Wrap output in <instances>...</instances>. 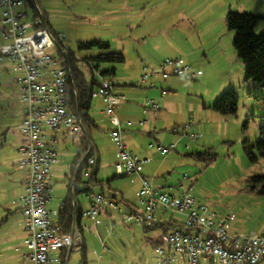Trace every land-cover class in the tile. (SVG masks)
<instances>
[{
	"label": "rangeland",
	"instance_id": "obj_1",
	"mask_svg": "<svg viewBox=\"0 0 264 264\" xmlns=\"http://www.w3.org/2000/svg\"><path fill=\"white\" fill-rule=\"evenodd\" d=\"M36 3L45 13L50 28L63 36V46L78 58L96 55V47H79V43L91 41H107L110 49L124 54L126 62L115 65V75L108 77L114 81L113 93L123 96L129 103L126 109L121 108L123 104H118L114 110L116 114L121 111L122 120H135L136 116L129 113L130 110L142 112L141 106L146 105V100L156 99L151 93L165 95L167 110L164 106L160 108L163 114L158 118L155 130L129 126L121 133L128 149L149 152V161L142 165L140 174L170 194L180 193L179 186L182 185L196 201L220 216L234 214L231 223L234 232H264V195L249 192L245 182L247 176L264 172V159L258 157L256 163L251 162L243 150L244 144H252L261 137L264 87L251 80L243 81L245 66L232 46L234 32L225 24L227 11L252 13L258 17L254 34L264 31V0H36ZM28 13L32 15L31 7ZM188 14L189 18L185 16ZM197 27L200 34L195 31ZM204 29L216 32L217 40H204L201 33ZM216 41L224 47L229 61L231 56L238 58V64L234 61L230 64L232 87H226L218 78L219 64L213 74L208 75L207 69L202 68V74L192 79L168 75L161 80L159 74H153L149 80L154 87L139 82L143 66L157 70L166 57L179 58L177 51L180 49L203 53L200 49L207 43L212 48L210 53L216 55L218 49L213 47ZM3 42L0 31V45ZM51 53L56 54L54 49ZM145 56H151L150 60L154 59L156 63L145 61ZM181 58L187 61L185 56ZM140 59L145 63L140 64ZM217 60L213 59L215 64ZM80 65L86 72L83 61ZM131 73L137 75L132 82H121L123 75ZM18 74L9 59L0 57V264H28L22 255L26 249L22 244L25 232L20 201H12V181L7 177L18 169L15 162L20 159L16 149L22 116L16 81ZM205 75L208 78L203 81ZM241 77V82L236 83ZM128 88L144 94L134 99L120 92ZM229 89L235 90L237 95L236 113L224 115L210 108ZM99 101L97 97L91 100L89 115L95 126L90 127L89 134L96 147L94 155L99 160L95 177L100 182L93 181L90 190L94 193L103 191L105 195L114 192L115 198H106L116 203L120 213H128L140 206L135 194L140 178L138 173H116V148L110 135L112 125ZM71 138L66 136V144H57V149L71 151ZM149 143L173 145L174 148L162 155L149 149ZM69 157L61 156L66 162L71 160ZM59 186L52 182V191ZM80 196L83 205L87 203V195ZM120 213L116 210L101 212L99 235L92 231L83 233L87 264H154L153 242L162 229H144L141 224L124 222ZM156 214L160 215L161 210ZM163 215L167 219L172 215L181 220L178 214L167 212ZM101 240L105 242V248L101 247ZM81 253V250L72 251L68 264H82ZM198 264L209 263L200 260ZM257 264H264V261Z\"/></svg>",
	"mask_w": 264,
	"mask_h": 264
},
{
	"label": "built area",
	"instance_id": "obj_2",
	"mask_svg": "<svg viewBox=\"0 0 264 264\" xmlns=\"http://www.w3.org/2000/svg\"><path fill=\"white\" fill-rule=\"evenodd\" d=\"M0 0L1 38L0 57H6L19 73L18 98L22 105V118L18 126L22 143L19 147L18 168L25 174V193L20 198L19 211L23 218L25 232L24 257L30 264H68L72 251L85 245L83 233H98L99 214L116 210V203L100 192L89 190L86 194L89 207L81 210L78 223L73 220L68 232H60L56 221L57 210H49L48 193L51 191V167L57 162L55 143L47 140L45 131L64 129L71 137H84L80 116L67 106L66 83L69 70L64 60L58 57L63 51V36L53 31L44 21L36 0ZM31 7L32 15L28 13ZM55 50L56 54L51 53ZM153 74L161 77L176 75L192 79L200 74L183 58H166L157 70L142 67L139 82L153 87ZM92 98L102 100L103 111L110 119L111 140L116 148L114 169L121 175L140 174L142 165L149 159H140L127 149L122 140V123L114 114L115 107L124 99L113 93L110 80L101 79L91 93ZM144 109L158 110V104L148 99ZM131 125V121H126ZM194 137V136H192ZM164 155L173 145L149 143L147 146ZM89 150L85 154L88 153ZM94 157L88 158L93 165ZM141 186L136 193L137 206L122 214L124 222L154 225L163 221L161 214L170 212L181 215L176 220L171 215L166 220L176 226L166 230L153 246L154 264H198L200 260L209 264H257L264 261V232L240 234L231 230L234 214L220 216L207 205L199 203L184 189L178 194L167 193L145 175L140 177ZM83 187L90 184L84 181ZM101 240V247L105 248Z\"/></svg>",
	"mask_w": 264,
	"mask_h": 264
},
{
	"label": "trees",
	"instance_id": "obj_3",
	"mask_svg": "<svg viewBox=\"0 0 264 264\" xmlns=\"http://www.w3.org/2000/svg\"><path fill=\"white\" fill-rule=\"evenodd\" d=\"M28 6H33L30 0H26ZM45 23L50 27L47 17L42 12ZM258 17L252 13H238L227 11L225 15V24L229 31L234 32L232 38V46L236 51L237 57L244 64V79L243 81H253L260 87H264V31L259 34H254L253 28ZM79 47L90 48L96 47L97 53L92 57L78 58L75 53L66 49L63 50L67 56V67L69 70V80L66 83V100L68 108L77 113L82 121L83 129L86 137L82 138V159L73 185L72 190L74 194L78 190L82 194H87L89 187L80 188V184L87 181L90 185L93 181L100 182L96 179L99 160L94 155V146L91 143L89 136V127L95 126L94 121L89 116V109L91 105L93 89L98 85L99 81L114 75L115 65L122 64L125 61L124 55L119 51L110 49V44L107 41H91L81 42ZM58 57L62 60L61 52H58ZM83 61L87 71L82 69L81 62ZM65 65V63L63 62ZM101 65H106L100 68ZM88 75V76H87ZM224 115H234L237 110V95L235 90L229 89L223 93L219 99L210 107ZM261 137L252 144H244V153L248 156L251 162L256 163L258 157L264 159V126L260 127ZM254 149V150H253ZM88 151L87 154H85ZM255 151L258 155H256ZM208 152V151H206ZM79 156V155H78ZM92 156L95 159L93 165H88V158ZM87 177V180H83ZM83 178V179H82ZM246 188L249 192L256 195H264V172H258L247 176ZM100 193L104 197L115 198V193L105 195L103 191ZM80 208L72 203L71 191L65 197L58 208L57 224L60 232H68L71 228L73 220L78 223L80 217ZM144 229L161 228L166 230L176 226L174 221L166 220L160 221L154 225H142ZM155 240L153 245L156 244ZM81 263L87 264L86 261V247L81 249Z\"/></svg>",
	"mask_w": 264,
	"mask_h": 264
},
{
	"label": "crops",
	"instance_id": "obj_4",
	"mask_svg": "<svg viewBox=\"0 0 264 264\" xmlns=\"http://www.w3.org/2000/svg\"><path fill=\"white\" fill-rule=\"evenodd\" d=\"M183 10L180 11V12H182V14H183ZM243 10H246V9H243ZM185 16L187 18H189V14L185 15ZM195 31L198 34H200V28L199 27H197V30H195ZM201 33H203V36H204L203 39L206 40V41L207 40H217V38H218L217 33L213 32V31L211 32L209 29H204L203 32H201ZM214 46L217 47V49H218L216 55H212L210 53L212 48L208 47L207 43H206V45L204 43L202 45V48L200 49V51H203V53H199L197 51L186 52V51H182L180 49V50L177 51V54H179L178 57L185 56V59L187 61H185V60L184 61L187 62L188 64H190L191 67L194 70L196 69V70L200 71V70H202V68L204 70L207 69L208 75L209 74H213L215 72V70H217L216 65L219 64V69L221 70V72L217 71L218 78L223 81V84L226 87L227 86L228 87H232L234 85L233 76H232L233 75V73H232L233 70H232V67L230 66V64H231V61H234L235 64H238L239 63L238 60H237L238 58H234L233 56H231V59H230L231 61H229L228 57L225 56V52L222 49L224 47L220 45V42L216 41L213 44V47ZM175 57L177 58V56H175ZM166 58H170V57H166ZM214 58L218 59L216 64L213 61ZM150 59H151V56H149V57L145 56V58H144L145 61L149 60L151 62L150 64H155L156 63V61L154 59L153 60H150ZM144 60L140 59V64L145 63ZM124 62H126V59H125ZM136 67H137V65H136ZM240 69H241V66H240ZM115 73H116V67H115V70H114V75H115ZM200 74H202L201 71H200ZM208 75L204 76L203 81H205L208 78ZM136 76L137 75H134V73L125 74V75L122 76L123 79H121V82H124V84H126L127 82H132ZM157 77H160V76H157ZM107 79L110 80L109 78H107ZM160 79L161 80L162 79H166V77H163V78L161 77ZM241 80H242V77L236 83H240ZM110 82H111V85H112L114 83L113 79H112V81L110 80ZM135 83H136V81H135ZM122 90L123 91H120V92H123L124 94H126V95H128V96H130L131 98H134V99H139V98H141V95L144 94L142 91L137 92L133 88H131V89L130 88L122 89ZM112 91L114 92L113 89H112ZM147 92H145V94ZM151 95L156 97V99L153 98V100L158 104L159 109L158 110H153L152 108L144 109V106L142 105L141 106L142 107V112H139V110L132 112V110H130L129 113H134L135 116H136L134 118L135 120L131 121L132 122L131 125H126L125 124L126 121H130V120H125V121L122 120V119H124V117H123V114H120L121 111H118V114L114 113L115 116L118 118V120L122 123V126H121L122 127V131L125 130L124 129L125 127H129V126H134L135 128H133V129L141 128L142 126H144L143 128L144 129L146 128V130H147V128H148V130L149 129L151 130V128L153 130L156 129V126H157L156 124L158 123V118L161 117V115L163 114V112H160V108L164 106L165 107L164 110H167V105H166L167 101L164 98L165 95L163 96V95L159 94L158 92H153V93H151ZM125 99L126 98H124L121 101V103H119V105L123 104L121 106V108H125L126 109L127 107H129V103H127L128 100L126 101ZM99 100H100L99 103H100V105L102 107L103 106L102 100L100 98H99ZM116 109H117V106L115 107V110ZM101 112H103L102 108H101ZM92 114L93 113H91V115ZM21 118H22V116H21ZM90 118H91V116H90ZM91 119L93 120V118H91ZM153 119H155V121L151 122ZM18 126H19V124H18ZM90 127H92V126H90ZM90 127H89V130H90ZM18 130H19V128H18ZM84 134H85L84 137H72L71 138L72 139L71 140V142H72V150L71 151H65V150H67V148L64 149L63 151H60V150L57 149V144H62V142H64L66 144L65 137L68 136L65 133L64 129H60V130H58L56 132L45 131V136H46L47 140H50V141L52 140L55 143L56 151H57V162L54 164V167H52V169H51V172H52L51 173V191H49V193H48L49 201L47 203V208L49 210H57L58 211V208H59L60 204L65 199V197L69 194V191H71V198H72V203H73L74 207H75L76 203L79 206L80 211L81 210H85V209H87L89 207L88 198H85V199H87V203H85L83 205L82 199H80L81 198L80 194H82V193L77 190L76 194H74V192L72 190V185H73V182H74L78 167H79L82 159L84 158V154L81 153L82 152L81 151L82 150V146H83L82 138L86 137V133L85 132H84ZM89 136H90V134H89ZM127 137H128V139L131 138L130 135L127 136ZM90 140H91V138H90ZM122 140H123V138H122ZM123 142H124V140H123ZM21 143H22V138H21V134H20L19 142H18V144L16 146V149H17L18 153H19V147L21 146ZM93 146L96 149L94 144H93ZM125 146H126V144H125ZM128 150H130L135 156H137L140 159H147L148 156H149V152L148 151H144V150L140 151L138 149L134 150V148L128 149ZM63 155H64V157L70 155L71 157H69V158H71V160H68L67 162L63 161L64 159L61 158V156H63ZM16 162L18 163L17 160H16ZM16 162H15V164L17 165ZM18 169H15V172L10 173V175L7 176L10 179V181H12L11 194L13 195L12 201L14 203L16 201L17 202L20 201V198L25 193V187H24L25 174H24V171L22 169H19L21 172L18 171ZM141 175L142 174H138L139 178L141 177ZM52 182H53L54 186L57 185V184H60L59 188H57L55 192L52 191ZM140 185H141V182L139 180L138 181V187H137V190H136L135 194L137 193L138 189L140 188ZM82 187H83V184L81 183L80 184V188H82ZM156 187H159V186H156ZM160 215L162 216L163 219H167V218L163 217L164 216L163 214H160ZM24 239H25V233L22 235V244L24 243ZM16 248L17 247H15V249ZM22 255H24V253ZM202 261H205V260H202ZM27 262H28V264H30V262L28 260H27Z\"/></svg>",
	"mask_w": 264,
	"mask_h": 264
},
{
	"label": "water",
	"instance_id": "obj_5",
	"mask_svg": "<svg viewBox=\"0 0 264 264\" xmlns=\"http://www.w3.org/2000/svg\"><path fill=\"white\" fill-rule=\"evenodd\" d=\"M62 56H63L64 63H65L66 66H67V56H66V53H65L64 50L62 51Z\"/></svg>",
	"mask_w": 264,
	"mask_h": 264
}]
</instances>
